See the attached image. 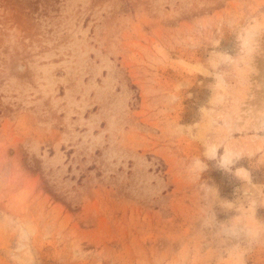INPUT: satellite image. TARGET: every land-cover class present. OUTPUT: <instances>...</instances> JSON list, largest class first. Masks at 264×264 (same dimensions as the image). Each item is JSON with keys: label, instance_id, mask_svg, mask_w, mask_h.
Masks as SVG:
<instances>
[{"label": "rangeland", "instance_id": "1", "mask_svg": "<svg viewBox=\"0 0 264 264\" xmlns=\"http://www.w3.org/2000/svg\"><path fill=\"white\" fill-rule=\"evenodd\" d=\"M0 264H264V0H0Z\"/></svg>", "mask_w": 264, "mask_h": 264}]
</instances>
